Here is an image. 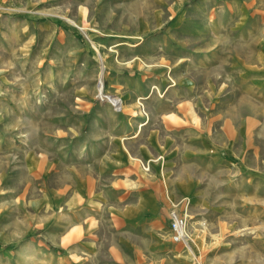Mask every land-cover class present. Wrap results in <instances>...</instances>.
<instances>
[{
  "label": "rangeland",
  "instance_id": "rangeland-1",
  "mask_svg": "<svg viewBox=\"0 0 264 264\" xmlns=\"http://www.w3.org/2000/svg\"><path fill=\"white\" fill-rule=\"evenodd\" d=\"M259 38L264 0H0V264H264V92H230Z\"/></svg>",
  "mask_w": 264,
  "mask_h": 264
},
{
  "label": "crops",
  "instance_id": "crops-1",
  "mask_svg": "<svg viewBox=\"0 0 264 264\" xmlns=\"http://www.w3.org/2000/svg\"><path fill=\"white\" fill-rule=\"evenodd\" d=\"M238 3L240 4L241 2L238 1ZM256 26L257 25L254 22H249V24L247 22V24L243 27H236L235 31L237 37L240 38V36H242L244 38V36L245 37H249L250 35L254 36L255 31L258 30ZM240 49L241 50H239L238 47L235 49L236 50L235 59H234L235 64L233 67L235 69L234 71L236 74L235 75L236 78L232 80L234 85H230V92L240 94L241 99L245 101L247 100V104H249L248 100L252 101V97H253L252 95H255L260 92L262 93L264 92V83H262L264 80V41L261 42L260 38L257 39V43L255 44V46L254 47L252 46V48L248 52L243 50L244 48H240ZM223 78L227 81V80H231L233 76H231L230 73H227ZM226 81L224 82V84L226 83ZM251 124L253 125L254 122L249 121V123H247L246 125H251ZM235 139H237V141L240 140L238 136H236ZM254 140L255 139H251L250 141L251 143L248 145V149H249L248 151H250L252 155L257 154L258 156L260 149L256 148L257 146H255ZM231 148L232 150H235L236 153L241 151L239 145H235V147L231 146ZM118 150L119 149H117V151ZM168 151L166 154L167 157H169ZM147 153L148 152L146 150H143L141 156L148 158L150 157L149 156L150 154L151 155L153 154L152 151H150L149 154ZM116 154L117 152L115 153V155H113V158L116 159V165H117V163L120 164L121 162L118 161ZM144 196H146V194L141 190L139 199L135 203L136 207L138 208L137 214L138 213L143 214L141 207L142 206L141 198ZM170 197L172 198L173 196ZM174 198L175 197H173L172 199Z\"/></svg>",
  "mask_w": 264,
  "mask_h": 264
},
{
  "label": "bare ground",
  "instance_id": "bare-ground-1",
  "mask_svg": "<svg viewBox=\"0 0 264 264\" xmlns=\"http://www.w3.org/2000/svg\"><path fill=\"white\" fill-rule=\"evenodd\" d=\"M93 46H94V50H95V53H96V56H97V58H98V60H99V66H100V69H99V82H98V94L100 95V97L101 98H104V99H107L108 101H110V102H112L113 104H114V106H115V109H118V108H120V110L123 108V106L125 105L124 104V99H123V96H121V95H119L118 93H104L103 92V82H104V70H102V69H104L105 68V66H106V62H105V57H104V55L101 53V51H100V48H98V46L96 45V43H94L93 44ZM166 58V57H165ZM143 62H144V64L146 65V66H148V67H155V69L156 70H158L159 68H157V67H160V65L159 66H156V65H151V62H149V63H146L147 61H145V60H143ZM158 63V62H157ZM153 70V69H152ZM146 71V70H145ZM154 71V70H153ZM197 71V70H196ZM200 72V71H199ZM202 72V71H201ZM215 73V72H214ZM154 88H156V89H159V86H158V84H152V85H150V89H149V91L151 92V91H154ZM103 92V93H102ZM103 94H105V95H103ZM142 99H143V96H141V95H139V96H137L136 97V100H135V103L136 104H138V105H142L143 104V102H142ZM245 101V100H244ZM249 101V100H248ZM244 103V102H243ZM250 105V104H249ZM132 106V105H131ZM125 109V108H124ZM127 109V108H126ZM145 112V111H144ZM146 113V112H145ZM142 125V124H141ZM138 135V131L137 132H135L134 134H132V135H130V136H128V137H123V138H132V137H135V136H137ZM124 149L127 151V148H126V146H125V144H124ZM128 152V151H127ZM129 153V152H128ZM203 223H204V221H203ZM205 225V224H204ZM251 230L253 231V230H255V228H251ZM189 237H191V235H189L188 236V240H187V247H188V250L190 251V252H194V250H193V248L191 247V245H190V243H189Z\"/></svg>",
  "mask_w": 264,
  "mask_h": 264
},
{
  "label": "built area",
  "instance_id": "built-area-1",
  "mask_svg": "<svg viewBox=\"0 0 264 264\" xmlns=\"http://www.w3.org/2000/svg\"><path fill=\"white\" fill-rule=\"evenodd\" d=\"M141 164L145 170L150 169V161H142ZM184 206H188V203H183L176 199H170L169 214L171 218L172 237L176 241H181L187 244L189 227L187 215L182 213Z\"/></svg>",
  "mask_w": 264,
  "mask_h": 264
}]
</instances>
